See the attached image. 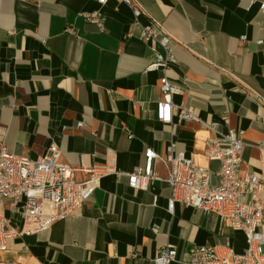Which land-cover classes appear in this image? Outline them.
<instances>
[{
    "label": "crops",
    "instance_id": "crops-1",
    "mask_svg": "<svg viewBox=\"0 0 264 264\" xmlns=\"http://www.w3.org/2000/svg\"><path fill=\"white\" fill-rule=\"evenodd\" d=\"M134 2L175 40V63L166 72L179 88L173 103L191 106L205 121L227 115L243 141L240 175L264 176L258 148L264 140V16L258 6L264 0L249 10L247 0ZM95 11L103 16L102 30L86 20ZM139 32L130 8L117 0L104 6L0 0V145L30 159L54 145L82 181L94 165L113 162L131 172L142 165L146 149L163 155L174 144L176 153L208 168L215 186L220 165L205 154L209 132L195 121L165 125L155 119L161 74L144 71L153 56ZM79 120L83 126L76 129ZM155 171L165 177L162 165ZM169 196L160 181L133 190L125 177L107 176L47 231L9 239L0 264H153L164 246L176 250L171 264H187L193 246L229 242L235 253L244 250L243 234L213 213L178 203L168 213ZM4 215L21 227L20 210L5 205Z\"/></svg>",
    "mask_w": 264,
    "mask_h": 264
},
{
    "label": "built area",
    "instance_id": "built-area-1",
    "mask_svg": "<svg viewBox=\"0 0 264 264\" xmlns=\"http://www.w3.org/2000/svg\"><path fill=\"white\" fill-rule=\"evenodd\" d=\"M104 6L109 0H91ZM130 8L132 21L140 27L139 39L152 52V60L145 72H157L160 99L155 104V119L160 124L195 121L209 132L204 142V151L209 161L220 165L219 180L209 185V170L196 164L192 158L174 151V144L165 148L163 155L146 149L143 163L131 172L118 170L114 163L107 166H92L84 170L82 181L74 178L75 169L59 160L56 146L37 158L17 156L0 145V253L6 249L7 241L23 235L47 231L51 225L69 216L81 207L93 194L100 181L107 176L125 177L133 190H147L155 181L166 183L170 196L167 212L172 214L176 203L215 214L234 232H240L245 239V248L235 253L229 242L215 246H193L187 251V264H264V176L255 173L240 175L243 141L239 132L229 126L227 115L221 121H205L198 118L191 106L174 104L173 97L179 88L171 82L166 72L175 63L173 49L175 40L160 23L149 18L134 0H117ZM255 0H247L249 10ZM264 16V2L258 6ZM86 20L103 29V16L95 11ZM143 20V22H141ZM67 32L72 33L68 28ZM130 37V34L126 35ZM244 39V38H242ZM258 40L257 45H262ZM83 126L77 121L76 129ZM221 127L225 130H221ZM130 138V136H129ZM264 151V140L258 145ZM160 164L165 170L161 178L155 171ZM155 198L153 204H155ZM13 211L20 210L22 225L11 226L4 215V206ZM158 232L157 226L151 228ZM177 261L176 250L171 246L161 247L153 264H171Z\"/></svg>",
    "mask_w": 264,
    "mask_h": 264
}]
</instances>
